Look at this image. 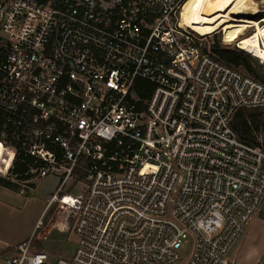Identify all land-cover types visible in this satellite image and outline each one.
Here are the masks:
<instances>
[{"label":"built area","instance_id":"1","mask_svg":"<svg viewBox=\"0 0 264 264\" xmlns=\"http://www.w3.org/2000/svg\"><path fill=\"white\" fill-rule=\"evenodd\" d=\"M189 1L0 0L5 178L20 154L32 176L60 177L49 204L77 239L52 262L33 235L3 264H179L189 238L187 264H233L264 203V146L231 123L264 111V84L183 26Z\"/></svg>","mask_w":264,"mask_h":264},{"label":"rangeland","instance_id":"2","mask_svg":"<svg viewBox=\"0 0 264 264\" xmlns=\"http://www.w3.org/2000/svg\"><path fill=\"white\" fill-rule=\"evenodd\" d=\"M254 2L255 5L250 12L261 19L262 16L260 17L258 14H260L259 11L264 10V2L262 0H255ZM233 15L239 16L240 12ZM263 19L264 17L261 20ZM247 31L248 34L252 33V30L247 29ZM215 44H219L222 48H237L235 43L228 44L225 42L224 33L220 29H215L203 41L204 48L210 51ZM240 70L246 73L242 68ZM7 159L8 156H5V154L0 155V177H5L7 174L3 170L8 165ZM30 184L35 185L32 187ZM59 184L60 177L56 175H50L43 179H38L37 176L33 175L29 183L19 193H7V190L0 186V264H3L4 258L12 252L14 243L24 238L29 239L33 235L37 236L35 238V249L46 252L52 262L60 257L68 258L72 256L77 242L74 234V219L68 220L67 226L63 227L65 211L62 206L53 202L45 209ZM70 184L71 182H69ZM75 185L76 183L69 191L78 193L81 188L80 186L75 188ZM261 219H264V217ZM39 220L42 221V226L37 231L36 225ZM253 231L252 236H256L259 242L258 245L263 244L264 223L256 221L253 225ZM45 235H47L45 239L41 238ZM9 249L11 250L8 251ZM192 249L193 240L189 238L180 250L182 261L179 264H187Z\"/></svg>","mask_w":264,"mask_h":264},{"label":"bare ground","instance_id":"3","mask_svg":"<svg viewBox=\"0 0 264 264\" xmlns=\"http://www.w3.org/2000/svg\"><path fill=\"white\" fill-rule=\"evenodd\" d=\"M253 1L255 0H232L230 4L220 7L216 0H202L199 5L196 0H190L184 8L182 24L202 36H209L215 29H220L224 33L225 42L229 44L240 40L239 44L244 49L251 50L264 62V24H261L264 23V19L261 20L264 12L259 15L262 16L261 19L254 16L250 12L255 5ZM236 12H240V15L234 16ZM253 27L256 32L245 36V31ZM0 153L8 158L12 156L1 139Z\"/></svg>","mask_w":264,"mask_h":264},{"label":"trees","instance_id":"4","mask_svg":"<svg viewBox=\"0 0 264 264\" xmlns=\"http://www.w3.org/2000/svg\"><path fill=\"white\" fill-rule=\"evenodd\" d=\"M211 54L231 67L239 70L242 68L246 74L264 84V67L247 51L239 48H222L219 44H215ZM231 126L240 140L251 146H264V111L262 109H241L235 115ZM12 158L13 156H10L7 159L8 164ZM30 162L29 157L20 154L17 157V167L14 172L17 175L16 178L13 180L0 177V186L19 193L23 188L19 181H29L32 177V174L28 173ZM30 185L34 187L35 184Z\"/></svg>","mask_w":264,"mask_h":264},{"label":"crops","instance_id":"5","mask_svg":"<svg viewBox=\"0 0 264 264\" xmlns=\"http://www.w3.org/2000/svg\"><path fill=\"white\" fill-rule=\"evenodd\" d=\"M7 193L14 192L7 188ZM49 205H46L45 209H47ZM264 217V203L262 205L260 214L256 216V218L253 220V224L251 223L246 230L244 231L243 235L235 245L233 252L231 254V258L233 261V264H264V242L261 245H258L259 242L257 241L256 236L253 237V225L256 221H261L264 223V219H261ZM263 220V221H262ZM39 222V221H38ZM27 240L26 238L17 241L12 246L17 245L18 243Z\"/></svg>","mask_w":264,"mask_h":264},{"label":"snow or ice","instance_id":"6","mask_svg":"<svg viewBox=\"0 0 264 264\" xmlns=\"http://www.w3.org/2000/svg\"><path fill=\"white\" fill-rule=\"evenodd\" d=\"M202 2V0H196V3L199 5ZM232 2V0H216V3L220 6V7H224L226 4H230ZM262 2H264V0H262Z\"/></svg>","mask_w":264,"mask_h":264}]
</instances>
